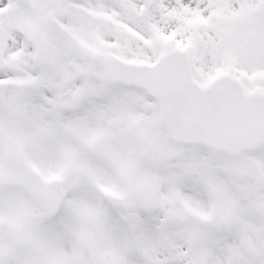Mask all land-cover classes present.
Returning a JSON list of instances; mask_svg holds the SVG:
<instances>
[{
	"label": "snow or ice",
	"instance_id": "6c2138e0",
	"mask_svg": "<svg viewBox=\"0 0 264 264\" xmlns=\"http://www.w3.org/2000/svg\"><path fill=\"white\" fill-rule=\"evenodd\" d=\"M0 264H264V0H0Z\"/></svg>",
	"mask_w": 264,
	"mask_h": 264
}]
</instances>
